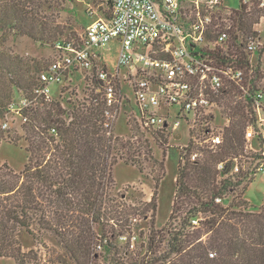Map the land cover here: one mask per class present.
I'll return each mask as SVG.
<instances>
[{"label":"trees","instance_id":"obj_1","mask_svg":"<svg viewBox=\"0 0 264 264\" xmlns=\"http://www.w3.org/2000/svg\"><path fill=\"white\" fill-rule=\"evenodd\" d=\"M60 1L0 0V111L12 112L11 104L23 97L31 102L19 115L26 118L28 162L20 171L7 163L0 165V257L13 258L17 264L36 259L23 250L20 239L22 231L35 237L36 224L38 232H55L75 264H97L102 253H108L111 264H264V203L258 210H250L243 197L254 177L253 162L247 168L245 162L264 158L246 150L250 125L261 137L257 110L264 113L260 84L264 48L257 51L254 66L244 37L253 31L255 17L264 9L254 2L251 10L245 5L225 16L233 41L227 53L216 51V58L241 68L244 78L240 84L228 81L222 95V110L229 119L222 144L216 151L204 149L198 161L190 159L193 142L187 152H180L169 221L160 229L152 222L143 252L131 247V235L139 228L138 216L146 217L150 210L154 215L155 196L140 206L118 202L111 190L117 163L134 165L143 172L142 161L151 154L148 140L126 139L106 126V105L103 95L96 92L102 84L95 77V68L91 79L74 65L67 86H60L57 97L35 99L34 89L42 84L39 75L54 59L42 66L7 48L12 34L42 40L45 28H38L40 13L58 8ZM101 5L109 6V10L100 6V10L110 18L114 1L101 0ZM77 39H57L53 47L57 49L58 42L65 47ZM91 83L88 96L81 101L80 86ZM155 133L162 142L167 141L165 130ZM220 162L223 169L218 168ZM229 194L233 199L225 204ZM122 236L127 239L121 240Z\"/></svg>","mask_w":264,"mask_h":264},{"label":"built area","instance_id":"obj_2","mask_svg":"<svg viewBox=\"0 0 264 264\" xmlns=\"http://www.w3.org/2000/svg\"><path fill=\"white\" fill-rule=\"evenodd\" d=\"M113 1L110 18L94 19L77 40L65 47L58 42V56L39 75L42 84L34 89L35 99L40 96L53 99L49 85L57 82L62 87L67 86L74 65H79V72H88L84 76L93 79L96 75L101 81L96 92L103 95L109 130L123 99V83L127 82L135 90L139 109L138 113H132L135 124L165 130L179 140L183 138L180 127L185 121L188 142L180 148L187 152L193 142L191 161L201 159L204 149L216 151L222 144L224 132L216 122L222 117V95L228 81L240 84L244 78L241 68L223 64L216 58V51L227 53L233 41L229 31L231 24L225 16L245 5L251 10L254 2L264 8V0H238L236 7L230 6L228 0ZM116 38L121 41V48L117 68L111 72L102 61L101 49ZM241 41L239 38L237 42ZM259 43V39L248 37L246 51L250 56L257 52ZM258 96L262 99L261 93ZM30 105L23 97L11 104V111L20 115ZM172 107L178 108L175 119L171 116ZM8 126L6 122L4 127ZM253 132L249 127L248 140ZM223 167L220 162L218 168ZM258 170L264 171V163ZM98 249L101 250V246Z\"/></svg>","mask_w":264,"mask_h":264},{"label":"rangeland","instance_id":"obj_3","mask_svg":"<svg viewBox=\"0 0 264 264\" xmlns=\"http://www.w3.org/2000/svg\"><path fill=\"white\" fill-rule=\"evenodd\" d=\"M228 4L232 7L238 5V0H228ZM100 6L109 10V6L101 5V0H73L60 1L58 8H47L40 14L42 16L39 29L45 28V32L41 34L44 37L42 40H35L27 35H10L7 40V48L10 52L21 56L34 59L41 62L42 66L47 65L56 56L59 50L53 47V43L57 39L72 38L77 39L85 32L86 27L94 19L105 17L100 10ZM264 9V8H263ZM224 13V12H223ZM257 22L253 26V31L249 36L259 39L258 50L264 48V10L255 17ZM226 24H229L226 20ZM248 35L244 38L247 40ZM121 41L113 39L101 49L102 61L107 65L108 69L113 72L117 68L119 49ZM257 50V51H258ZM252 64L256 66L259 59V52L250 56ZM262 69H264V51L260 57ZM89 83V82H88ZM124 84L123 99L118 108L116 120L112 126V132L115 135L126 139H134L143 141L148 140L151 148V154L144 159L143 172L131 164L119 162L114 166L113 177L115 185L111 190L113 197L117 201L125 202L126 204H137L144 206L145 202L151 201L153 196L156 198L157 209L153 215V211H148L146 217L138 216L139 225L137 231L131 235L132 247H140L145 252L148 243V234L152 222L157 229L166 226L171 214V208L176 187V178L180 165V146L188 142V126L185 121L182 122L180 132L183 138L176 140L169 133L166 135V142H162L156 135V130H145L138 126L133 121L132 113H138L139 109L136 104V94L134 88L127 82ZM261 88L264 89V77L261 80ZM93 86L82 84L80 86L79 98L82 101L89 94V89ZM50 93L53 97H57L60 91V84L52 82L49 85ZM25 91V90H24ZM22 91V92H24ZM19 97V94L16 95ZM264 104H262L263 106ZM178 108H171L172 119H175ZM165 112V110H162ZM257 118L260 121L261 137L258 138L256 130L252 133L250 140L247 138V153H261L264 157V146H262L264 138V113L257 110ZM9 123L8 127H4L5 123ZM217 124L224 128L229 122L226 112L222 110V117H218ZM251 128L252 125H250ZM27 125L22 121L19 115L13 112L0 111V165L7 163L16 171L24 168L28 162V145L25 139L27 135ZM254 129V128H253ZM261 144V146H260ZM249 163L245 162L247 168L251 163L252 176L254 177L247 183L244 190V198L251 205L250 210H258L264 203V171H259L260 163H264V158L252 159L249 158ZM159 181V186L156 188V181ZM241 187L238 189V191ZM233 199V195H227L224 200L225 204H229ZM153 217V219H152ZM136 220V219H135ZM36 231V236H32L25 231L20 233V239L23 245V250L35 257L30 264H75L70 261L68 255L60 242L59 238L53 231L38 232V226L33 227ZM143 232L139 236V232ZM128 235V234H127ZM121 240H126L125 236ZM139 249V248H138ZM0 264H17L13 258L0 257ZM97 264H111L108 253H102L97 260Z\"/></svg>","mask_w":264,"mask_h":264}]
</instances>
